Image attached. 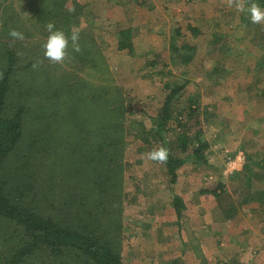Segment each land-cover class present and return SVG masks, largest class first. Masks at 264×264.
<instances>
[{"label": "rangeland", "instance_id": "374dc122", "mask_svg": "<svg viewBox=\"0 0 264 264\" xmlns=\"http://www.w3.org/2000/svg\"><path fill=\"white\" fill-rule=\"evenodd\" d=\"M117 1L0 0V71L15 60L17 76L11 78V96L15 101L38 74L45 79L48 76L44 70L46 62L52 61L44 56L43 44L49 35L46 26L51 22L55 29L69 37V41L71 34L78 32L79 50L94 47L99 51V55L92 53L89 58L101 65L108 64L114 83L125 99L127 116L137 123L132 132L125 134L128 144L123 159L122 210L120 215L114 213L112 230L120 236L125 264H168L166 259L170 256L193 253L195 246L187 232L190 223L201 224L208 231V223L216 217L222 220L217 226L222 229L225 228L224 207L239 203L242 210L244 205L255 201L264 207V171L259 172V167L253 164L256 172L250 183L249 172L232 174L228 168L229 154L235 149L246 147L250 149L248 154H259L264 150V20L251 21L249 9L252 5L247 0H121L119 4ZM59 4L60 8L63 5L68 9V12L64 11L67 24L54 15L60 9ZM129 27L133 29L134 50H119L117 31ZM12 30L22 33L23 39L13 38ZM174 42L182 54L172 51ZM184 44L194 49L187 52ZM30 60L34 65L28 67ZM60 64L63 69L58 72L59 76L54 72L57 78L67 75L71 79L85 73V70H75L74 76L69 75L71 67L66 58ZM76 64H79V57L73 65ZM88 64L86 68L92 66ZM90 74L92 78L95 71L91 70ZM92 80L95 84L101 83L96 75ZM175 85H184L177 98L180 104L171 120L170 130L162 135L163 138H156L146 128L150 129L152 117ZM194 103L197 108L191 112ZM141 126L145 132L139 131ZM32 128L36 126L28 123L25 139L4 171L9 177L8 186L17 198L33 197L35 191L31 186H42L37 197L48 195L52 204L40 200L51 209L53 205L64 203V194L53 195L52 180L53 184L72 182L70 176L63 179L66 170H70L71 150L66 157L62 137L57 135L54 139L52 128L47 129V122L42 124V140L32 138ZM184 132L190 139L201 132L203 140L218 145L222 150L220 162L214 164L212 161L216 160L211 161L214 168L221 166L217 173L208 172L205 164H195L189 157L192 146L187 152L179 147L178 135ZM31 141H34L33 147ZM57 141H60L58 146ZM161 147L175 157L186 156L188 159L178 170L181 176L175 184L170 183L165 163L147 157V153ZM31 149L35 150L34 158L30 155ZM255 149L258 151L253 152ZM192 165H196L195 168H191ZM185 169L196 170L197 176H189L190 172L186 174ZM43 178L46 179L41 184ZM205 189L215 190L219 196L205 192ZM199 192L200 197H196ZM182 195L186 203L184 227L172 203L175 196ZM250 195L256 198L243 201L242 205L240 200ZM212 201L218 204L216 207L221 214L211 213ZM218 235L216 248V241L211 242L212 247L206 245L210 251L203 258L204 264H264V253H238L241 259L236 258L230 249V234ZM206 236L200 239H206ZM19 238L18 232L0 233V250L10 253ZM134 253L149 254L141 257ZM197 255L193 261L200 264L202 260ZM185 259L184 256L181 264L183 261L189 264ZM28 264H41V257Z\"/></svg>", "mask_w": 264, "mask_h": 264}, {"label": "trees", "instance_id": "16d2710c", "mask_svg": "<svg viewBox=\"0 0 264 264\" xmlns=\"http://www.w3.org/2000/svg\"><path fill=\"white\" fill-rule=\"evenodd\" d=\"M247 2L264 8V0ZM63 3L66 5V2ZM60 9L54 15L67 24L64 11L68 12V9L63 5ZM51 23L54 25V22ZM117 36L119 50H134L131 27L118 30ZM184 45L187 52L194 49L193 46ZM92 48L76 51L69 41L65 57L71 67L69 75L74 76L75 70H85L84 75H75L71 79L67 75L57 78L56 75L59 76L58 72L63 69L60 62H46L47 69L44 70L48 76L44 79L43 75L38 74L32 85L15 98L16 101L11 96V78L17 76L15 60L0 71V221L6 222L0 223V233L10 230L11 233L18 232L20 236V241L11 248L10 253L0 250V264H28L38 257H41V264H125L120 236L112 230V223L115 221L114 213L120 215L122 210L125 182L123 159L128 144L125 134L132 132L137 123L127 116L125 99L121 89L114 83L108 64L101 65L89 58L92 53L99 55V51ZM171 49L174 53L182 54L176 42ZM78 57L79 64L73 65ZM88 63L92 64L90 68H86ZM32 65L34 63L30 60L28 67ZM91 70L95 71L92 78L89 75ZM95 75L101 79V83H94L92 79ZM183 86L170 88L158 113L152 117V126L146 128L156 138H163L162 135L170 130L171 120L180 104L178 94ZM196 108L197 105L192 104L191 112H195ZM44 122H47V129L52 128L51 136L54 139L57 135L62 137V150L66 157L71 150L70 170H66L63 179L69 176L74 178H70L72 182L67 184H53L52 180L53 195L56 196L58 192L64 194V203L53 205L51 209H48L46 202L41 201H50L48 195L37 197L42 186H31L35 191L33 197L17 198L8 186L9 177L4 171L25 139L28 123L36 126L32 128V138L42 140ZM139 129L145 132L143 126ZM178 136L179 147L183 151L187 152L189 146H192L189 157L193 158L195 164H208L213 149L208 141L201 138V132L196 133L192 139L185 132ZM49 139L52 140L50 136ZM59 144L60 141H57V146ZM30 145L33 147L34 141ZM167 151L165 164L170 174V183L175 184L181 176L178 170L183 167L187 157H175ZM34 154L35 150L31 149L30 155L33 158ZM253 155L259 154H248L244 166V171L249 172L250 183L255 168L253 164L264 169V158L255 161ZM51 167L54 170V165ZM44 179L40 180L41 184ZM205 192L219 196L215 190L206 189ZM253 199V196H246L240 201L243 205V201ZM172 203L181 222L186 209L184 199L175 196ZM223 211L226 218H232L238 209L232 203L224 207Z\"/></svg>", "mask_w": 264, "mask_h": 264}, {"label": "crops", "instance_id": "0c3cea01", "mask_svg": "<svg viewBox=\"0 0 264 264\" xmlns=\"http://www.w3.org/2000/svg\"><path fill=\"white\" fill-rule=\"evenodd\" d=\"M132 2H135V0H131ZM121 2V0L117 1V3L119 4ZM143 3V1H141ZM119 6V5H116ZM130 8V7H128ZM210 143L212 144V148H214V155L213 158H209V165L205 164L207 167V171H212V172H218L220 170L218 166L214 168V165H211V161L213 159H215L216 161H212L214 164L217 162H220V155H221V151L219 150L220 148L218 147V145H216L214 143V141H210ZM264 144V143H262ZM264 146V145H263ZM238 147H241L240 145H238ZM250 149L247 150V148L245 147L244 149L241 148H237L234 151H232L229 155V162H228V168L231 169L232 174H241L244 172V166L246 163V158L248 155V151ZM258 150L255 149L253 150V152H257ZM253 159L256 160H262L264 158V150L263 153H259V155H253L252 156ZM240 166H235V165H239ZM196 165H192L191 168H195ZM201 167V166H200ZM237 168V169H236ZM186 174H189V176L193 177V176H197L196 174V170L193 171H189L188 169H185ZM259 172L264 171V169H260L258 170ZM185 172V171H184ZM195 172V173H194ZM255 170H253V173L255 174ZM193 173V174H192ZM184 174V175H186ZM209 174V173H208ZM206 190V189H205ZM204 190L202 189L201 192H203ZM200 192L198 193V195L196 197H200ZM252 195V194H251ZM250 195V196H251ZM184 200L185 198L183 197V195L181 196ZM253 198L255 199L256 197L253 196ZM174 199V198H173ZM257 201L255 202H251L248 203L246 205L243 206L242 210L244 211L243 213H246L247 215H243L242 210H240L239 208L241 207V205L238 203L236 204V208L238 209L237 214H235L232 218H226L225 216V223L224 226L225 228L222 229H218L217 226H219V224H222V220H219L218 218L215 217V219L212 220V222L208 223L209 229L208 231H206V229L201 225H191V223L186 226L187 227V232L189 234V238H190V242L191 244H193L195 246V248L192 247V252L193 253H181L180 255H178L177 257L173 256V257H168L167 263L168 264H181V260L184 258L185 256V260L187 263L191 264L193 261V258L196 259L195 253H200V255L198 254L197 257L200 258L201 263L200 264H204L206 263L205 261H203V258L207 257V253H209L210 250L206 249V245H209L210 247H212L211 242L212 241H216V243L214 244V248L217 247V240H216V236L217 234L219 235H228L230 234L231 236V244H230V249L233 253L236 254V258H240L238 255V253H264V207L260 206V204H256ZM215 204V205H214ZM262 204V203H261ZM186 205V203H185ZM218 204L214 203V201H212V207L213 209H211V213H213V215H219L221 213H219V209ZM261 207V208H260ZM175 209V208H173ZM223 210V209H222ZM176 211V210H175ZM259 211V212H258ZM224 212V211H223ZM225 215V214H224ZM243 216V217H242ZM199 221V219L197 220ZM181 225L184 223L183 219L181 220ZM184 227V224H183ZM184 229V228H183ZM209 230H212L211 232ZM207 235V236H206ZM214 235V236H213ZM218 235V236H219ZM206 236V239H200L201 237ZM212 237H214V240H212ZM211 239V240H210ZM244 250H247L246 252H244ZM217 251L214 250V253H216ZM146 254L149 253H143V254H138V253H134V255L136 256H141L144 257ZM188 257V258H187ZM138 258V257H136ZM149 258V257H146ZM192 259V261H191ZM241 259V258H240ZM193 264H196L195 261H193ZM184 264V261H183Z\"/></svg>", "mask_w": 264, "mask_h": 264}, {"label": "clouds", "instance_id": "9594fccd", "mask_svg": "<svg viewBox=\"0 0 264 264\" xmlns=\"http://www.w3.org/2000/svg\"><path fill=\"white\" fill-rule=\"evenodd\" d=\"M240 10H243L242 6L240 7ZM249 11L251 14V21L253 23H259L261 20H264V11H262L258 6H252ZM46 27L49 35L43 44L44 56L52 62H62L67 55L66 49L69 44V37L66 36L62 30L55 29V25L52 23H49ZM10 35L15 39H23V34L16 30H12ZM70 39L74 49L79 51V33L73 32ZM147 157L149 160L156 161L158 163H166L168 159V151L167 149L161 147L147 153Z\"/></svg>", "mask_w": 264, "mask_h": 264}]
</instances>
